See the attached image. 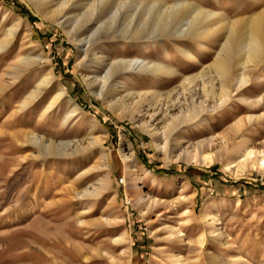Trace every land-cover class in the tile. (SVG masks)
<instances>
[{"label":"rangeland","instance_id":"obj_1","mask_svg":"<svg viewBox=\"0 0 264 264\" xmlns=\"http://www.w3.org/2000/svg\"><path fill=\"white\" fill-rule=\"evenodd\" d=\"M189 1L230 20L264 12V0ZM76 9L52 18L29 0H0V264H264V171L235 177L221 162L203 166L164 160L148 133L87 85L85 79H95L100 69L79 64L77 35L60 24ZM108 37L104 54L109 58L167 61L178 73L162 90L209 64L213 51L208 47L216 45L206 43L197 65L179 51L200 54L189 38L129 45L118 33ZM251 69L246 85L239 91L231 85L232 99L208 115L209 125L184 136L214 135L215 144L220 134L242 122L238 134L249 144L264 140V55ZM49 70L54 79L43 85ZM153 80L147 73H133L129 85L140 90L153 86ZM56 83L69 94L54 101ZM67 97L81 109L79 119L65 120ZM93 120L96 127L90 130ZM29 133L55 143V154L26 142L23 134ZM185 141L179 145L186 146ZM129 146L134 161L128 163L134 167L128 170L120 149ZM140 168L149 170L155 182ZM105 178L108 186L99 195L82 196V190ZM137 194L143 195L142 203L135 202ZM183 195L185 205L178 199ZM206 206L215 217L213 236L210 220L201 215Z\"/></svg>","mask_w":264,"mask_h":264},{"label":"bare ground","instance_id":"obj_2","mask_svg":"<svg viewBox=\"0 0 264 264\" xmlns=\"http://www.w3.org/2000/svg\"><path fill=\"white\" fill-rule=\"evenodd\" d=\"M29 1L38 9H43L44 16L52 18L78 8L76 13L65 17L60 24L62 26L65 24L68 33L75 32L72 35H77L75 41L82 55L79 64L85 61L87 67L96 65L100 69V74L95 76V79H85L87 85L92 87L95 95H101L111 109L127 113L148 133L164 160L172 157L176 161L183 160L203 166L221 162L225 170L235 177L253 170L264 171V140L257 144L255 142L249 144L250 139L247 136L238 134L242 131V122H236L230 127L229 132L224 131L220 134V142L215 144L214 135L199 140L184 136L191 135L194 129L201 132V127L209 125L208 115L221 109L232 99L231 85L239 91L249 81V70L256 66L264 55V12L245 20H230L231 18L222 17L218 12L205 9L189 0ZM113 33H118L120 41L128 42L129 45L142 40L146 44L159 37L189 38L200 47V54L182 47L179 51L184 58L193 60L197 65L201 60V54L207 49L206 43L216 41V45L208 47L213 51L209 64L202 65L192 75L184 76L177 86L167 90L164 87L162 90L169 77L177 75L178 72L170 68L167 61L159 63L146 58H109L104 54V50L108 48V35ZM78 34L83 37L78 38ZM231 72L234 75L232 74L233 78L229 84ZM133 73L151 75L154 77L153 86L147 87L146 84L144 88L134 90L129 85ZM53 79L54 74L49 70L40 83L47 85ZM68 94L69 91L64 85L56 83L52 100L57 101ZM66 100L69 107L65 120L76 117L79 119L81 117L79 106L73 103L70 97ZM247 118L248 121L251 120V116ZM95 127L96 122L93 120L88 128L93 130ZM23 135L26 142L44 147L46 155L55 154L53 153L55 143L49 140L44 142L37 134ZM90 140V144H97L96 139ZM182 140H186V146L179 145ZM120 154L127 169L133 168L134 166L128 163L134 161L130 146L121 148ZM36 156H39L38 153ZM102 157L101 159L106 162L107 155L102 153ZM140 170L143 176L150 175L146 168ZM150 178L155 182L153 176ZM108 182L105 178L94 187L82 190V196L99 195L108 186ZM134 187L136 188V185ZM135 198L136 203L144 201L142 194H137ZM178 199L181 205L187 202L185 195ZM207 206L201 215L203 220H210L208 232L213 236L217 231L215 217ZM123 239L124 236H121V240ZM204 239V233L197 238L200 246H203ZM220 261L223 264H234L230 261Z\"/></svg>","mask_w":264,"mask_h":264}]
</instances>
